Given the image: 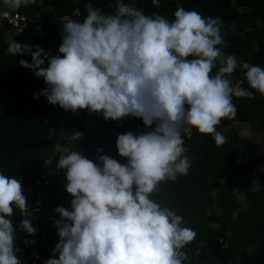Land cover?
<instances>
[{
  "label": "clouds",
  "instance_id": "9594fccd",
  "mask_svg": "<svg viewBox=\"0 0 264 264\" xmlns=\"http://www.w3.org/2000/svg\"><path fill=\"white\" fill-rule=\"evenodd\" d=\"M36 3L3 0L10 10ZM85 9L82 21L63 22L62 55L14 39L8 53L31 55V62L18 63L44 79L46 87L34 98L43 95L66 111L86 109L105 120L136 117L146 130L117 136L125 163L107 154L96 163L76 150L59 156L56 167L64 171L71 210L54 208L60 219L54 220L59 240L52 252L58 256L43 264H185L183 249L197 233L153 195L162 183L187 175L192 160L184 137L194 129L211 134L217 146L227 142L217 126L235 117L234 97L253 99L250 89L264 96V67L241 64L223 51L220 17L178 7L169 20L124 0H117L113 14L91 2ZM238 67L247 88L229 79ZM82 135L77 130L66 139L78 142ZM17 209L24 217L19 226L12 219ZM30 216L20 179L0 172V264H21L17 228L34 234Z\"/></svg>",
  "mask_w": 264,
  "mask_h": 264
},
{
  "label": "trees",
  "instance_id": "16d2710c",
  "mask_svg": "<svg viewBox=\"0 0 264 264\" xmlns=\"http://www.w3.org/2000/svg\"><path fill=\"white\" fill-rule=\"evenodd\" d=\"M88 2L113 14L117 0H37L36 4L19 10L7 9L0 0V172L34 185L47 169H52L53 182L44 190L49 196L46 206L51 210L57 206L71 210L72 197L65 189L64 171L56 167L61 154L76 150L96 163H100L99 155L107 154L125 163L126 159L116 149L117 136L125 131L139 133L146 129L136 117L105 120L86 109L76 113L66 111L48 103L43 95L34 98L46 84L43 77L37 78L32 69L18 63L21 59L31 62V55L8 53L10 40L6 36L16 28L1 16V11H20L29 17L21 35L13 36L16 42L38 45L49 55H57L51 47L55 39L56 47L62 42L64 17L80 7L84 18ZM124 2L146 15L159 14L169 20L174 18L178 7L198 11L205 17H220L221 32L227 41L223 51L235 54L241 64L264 67V0H160L158 7L152 5V0ZM43 67H47V60ZM231 75L233 84L242 82L243 87H248L241 68ZM250 90L254 98L234 97L235 117L222 119L217 126L227 142L217 146L211 134H199L194 129L191 138L184 137L187 155L192 160L187 175L175 182L162 183L160 192L153 195V199L182 215L185 226L197 233L183 249L188 256L185 264H264V136L260 146L255 133L242 135L241 127L233 124L249 123L253 132L264 133V96ZM92 115L98 118V123L91 132L85 123ZM77 130L83 134L78 142L66 139ZM59 145L68 146V150H57ZM236 190L246 197L247 206ZM213 205L220 208L219 214L211 211ZM18 215L17 209L12 217L17 226ZM55 215L60 219L58 213ZM216 222L220 225L213 226ZM20 238L17 228V247L21 245ZM48 238L54 248L59 240L54 225Z\"/></svg>",
  "mask_w": 264,
  "mask_h": 264
},
{
  "label": "built area",
  "instance_id": "2783aa9c",
  "mask_svg": "<svg viewBox=\"0 0 264 264\" xmlns=\"http://www.w3.org/2000/svg\"><path fill=\"white\" fill-rule=\"evenodd\" d=\"M76 12H79L80 16H75L74 13ZM1 16L13 25L16 30H20L21 32L29 18L20 11L11 12L9 10H2ZM68 18L82 21L83 12L81 8L75 7ZM53 174L54 171L52 169H47L41 178L35 180L34 185L21 182L23 194L27 198V204L31 213L30 221L36 229L34 234H28L19 229L21 233V245L18 247L19 250L16 255L20 259L21 264H43L45 260L58 256L52 252L53 248L48 238V232L54 225V220L57 217L53 210L47 208L46 203L49 196L44 191L53 182ZM22 219L24 217L19 213L18 222Z\"/></svg>",
  "mask_w": 264,
  "mask_h": 264
},
{
  "label": "rangeland",
  "instance_id": "374dc122",
  "mask_svg": "<svg viewBox=\"0 0 264 264\" xmlns=\"http://www.w3.org/2000/svg\"><path fill=\"white\" fill-rule=\"evenodd\" d=\"M68 16H65L64 19L67 20L68 19ZM21 31L20 30H14L12 32H8L7 33V36H6V39H9V40H12L14 37L15 34H18V35H21ZM56 42V41H54ZM231 79H234V77L231 75L230 76ZM238 81L239 78H238ZM98 123V118L94 115H92L88 120L87 122L85 123V126L87 128L88 131H93L94 127L97 125ZM235 127H241V133L242 135H250V134H253L255 133L256 136H257V140H258V143L259 145L261 146L262 145V138L264 136V133L263 132H253L250 128V125L249 123H238V122H234L233 123ZM70 144L72 145L73 143L70 142ZM57 150H68V146L66 145H59L57 147ZM213 194L216 196L217 195V190H214ZM236 194L238 195V198L242 201L243 205L244 206H247L249 204V202L246 201V197H243V194H240L238 190H236ZM210 211V210H209ZM211 211H215L217 212V214L220 213V208L218 206H211ZM237 214V213H236ZM220 223L219 222H216L213 224V226H219Z\"/></svg>",
  "mask_w": 264,
  "mask_h": 264
},
{
  "label": "crops",
  "instance_id": "0c3cea01",
  "mask_svg": "<svg viewBox=\"0 0 264 264\" xmlns=\"http://www.w3.org/2000/svg\"><path fill=\"white\" fill-rule=\"evenodd\" d=\"M57 49H58V47H56V42H54V46L51 47V50H53L54 52H58Z\"/></svg>",
  "mask_w": 264,
  "mask_h": 264
}]
</instances>
